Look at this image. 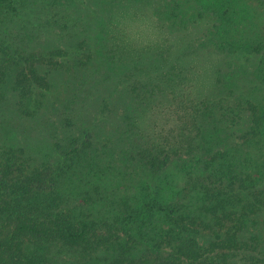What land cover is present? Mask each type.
Wrapping results in <instances>:
<instances>
[{"label": "trees", "instance_id": "1", "mask_svg": "<svg viewBox=\"0 0 264 264\" xmlns=\"http://www.w3.org/2000/svg\"><path fill=\"white\" fill-rule=\"evenodd\" d=\"M251 15L240 0H0V264H264ZM99 59L117 74L97 77ZM176 160L183 185L162 193Z\"/></svg>", "mask_w": 264, "mask_h": 264}, {"label": "rangeland", "instance_id": "2", "mask_svg": "<svg viewBox=\"0 0 264 264\" xmlns=\"http://www.w3.org/2000/svg\"><path fill=\"white\" fill-rule=\"evenodd\" d=\"M240 2L243 5H246L247 7L251 8V12H252L251 16H252L253 20L255 21L254 27H257L261 24H264V6H262V3L260 0H240ZM66 12L70 13V10H66ZM90 20L91 19H89V21ZM137 21H136V25L139 26L138 28H141L140 33H139L140 35H141V33H143V34H147V36H149L152 34V32L155 31L154 30L155 27H151L150 24L148 25L145 20L142 21L141 19H138ZM49 39H51V38H49ZM106 62L107 61H105L103 59L98 60L97 64L99 65V68H97L96 73L99 72V74L97 77H99V75H101V76L106 75L102 71H104V72L108 71L112 76L116 75L117 72L119 71L117 65L112 64L111 66H109V65H106ZM12 99L13 98H10L9 102H11ZM13 101H14V99H13ZM13 101L11 102V105H9L7 107V109H5V112H4L2 117L4 118V120H6L3 122L4 125L12 126L13 128L16 129V127H19L18 123L21 121V119L17 115V113L14 112ZM127 101L128 100H125L124 103H127ZM7 102L8 101H6L5 104H8ZM162 116H167V113L163 111L158 115L154 114V115L148 117L147 120L149 123H151L152 121L157 120L158 118H160ZM159 122L163 123V124H167V122L164 120H161ZM160 123H158V126H161ZM168 123H169V121H168ZM1 132L2 133H0V142L5 140L4 135H6L2 130H1ZM42 153H43V150L38 152L37 155L40 156V154H42ZM154 180L158 184L160 183L161 185H165L166 190L162 191V193H165L166 191H168L166 193H169V194L173 193L174 194L176 191H178L181 188V186L183 185V176H182V172H180L178 161L177 160L174 161L169 167H167L166 170H164L159 175H156ZM137 181H136V184H137ZM190 197L191 196H188V198H190Z\"/></svg>", "mask_w": 264, "mask_h": 264}]
</instances>
